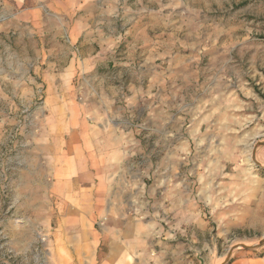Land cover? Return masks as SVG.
Listing matches in <instances>:
<instances>
[{
	"label": "crops",
	"instance_id": "0c3cea01",
	"mask_svg": "<svg viewBox=\"0 0 264 264\" xmlns=\"http://www.w3.org/2000/svg\"><path fill=\"white\" fill-rule=\"evenodd\" d=\"M2 14L0 107L44 96L25 165H0V206L55 222L61 263L190 264L192 224L206 221L191 198L154 195L192 142L264 135V27H252L264 0H3ZM211 184L199 200L220 232L229 215L240 226ZM230 264H264V246Z\"/></svg>",
	"mask_w": 264,
	"mask_h": 264
},
{
	"label": "rangeland",
	"instance_id": "374dc122",
	"mask_svg": "<svg viewBox=\"0 0 264 264\" xmlns=\"http://www.w3.org/2000/svg\"><path fill=\"white\" fill-rule=\"evenodd\" d=\"M234 1H238L241 6L246 0ZM252 1L256 7L260 6V0ZM254 13L261 15L262 9L256 8ZM227 14L228 12L224 13V15ZM239 15L240 21L246 23V11L242 10ZM8 20L9 17L6 15H0V24ZM252 27L259 31L258 35L262 38L264 19L261 16L256 17ZM245 28L246 26H242L240 32ZM43 96V90H40L34 109L24 106L13 110L8 106L0 107V165H5L10 157L14 160H9V167L25 165L31 145L29 139L38 132L39 108L43 106ZM261 143H264V135L252 141L241 139L212 141L199 143L200 146L192 142L189 154L183 158L174 159V169L158 187L154 196L156 198L167 196L191 198L192 203L195 204V207L191 208L192 213L197 215L201 212L206 221L207 226L204 231L198 227L197 222L192 224L189 243L192 249L191 255H193L190 264H230L238 253L246 251L235 250L226 263L232 248L238 245L257 246L264 238V169L257 166L252 159L253 151L258 146L256 160L264 166V146H261ZM206 144L210 145L208 150H205ZM11 176H14V173L11 172ZM15 177L17 178L18 175ZM206 181L212 183L208 191H205L206 197L212 196L219 199L217 210L226 211L229 208L235 210L233 219L239 218L240 226L230 223L229 215L226 218L228 221L223 223V231L220 232L218 225L222 223H215L210 216L209 205L204 206L199 200L200 196L204 197L202 185ZM154 184H157L154 179H146L147 187ZM184 189L185 195L182 194ZM220 202L224 204V207L220 206ZM1 214L11 217V221H6V217L0 218V264H65L61 263V260L66 261L64 246L68 239L54 237L55 222L52 225L37 222L35 219L38 215L31 212L29 208L7 203L0 206V216ZM146 219L143 217V221ZM105 222L98 221L95 224L96 229L103 228ZM251 224L254 226L248 227ZM46 226L47 229H45ZM41 229L45 230L46 235L39 231ZM9 231L13 232V235ZM150 242L154 250L156 239L151 238ZM102 248L103 245L100 252ZM260 248L257 247L252 251ZM194 251L199 252L197 258Z\"/></svg>",
	"mask_w": 264,
	"mask_h": 264
},
{
	"label": "water",
	"instance_id": "95a60500",
	"mask_svg": "<svg viewBox=\"0 0 264 264\" xmlns=\"http://www.w3.org/2000/svg\"><path fill=\"white\" fill-rule=\"evenodd\" d=\"M261 146H264V143H261ZM257 149H258V146L255 147V149H254V151H253V157H252V159H253L254 163H255L257 166H259L260 168L264 169V166L261 165V164L256 160V151H257ZM262 246H264V238L259 242V244H258L257 246H252V247H251V246H247V245H238V246H236V247H234V248L231 249V251L229 252V254H228V256H227L226 263L230 260V258H231V256H232V253H233L235 250H246V251H248V250H252V249H255V248H257V247H262ZM224 264H225V263H224Z\"/></svg>",
	"mask_w": 264,
	"mask_h": 264
}]
</instances>
